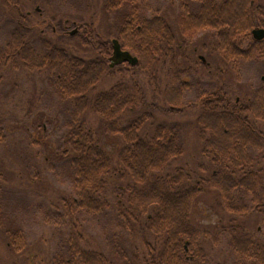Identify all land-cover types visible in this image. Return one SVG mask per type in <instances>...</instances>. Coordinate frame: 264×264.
Returning a JSON list of instances; mask_svg holds the SVG:
<instances>
[{"label":"trees","instance_id":"trees-1","mask_svg":"<svg viewBox=\"0 0 264 264\" xmlns=\"http://www.w3.org/2000/svg\"><path fill=\"white\" fill-rule=\"evenodd\" d=\"M22 1L0 0L9 12H17L9 38L0 46V68L24 64L45 68L53 76L54 88L71 108L67 133L71 151H64L63 163L76 194L63 199L64 214L73 227L79 214L99 222L106 220L115 234L109 255L101 249L83 247V235L71 233L62 238L50 264H264V237L258 235L261 230L251 234L237 223L250 213H258L264 225V131L254 123L255 118L264 120V78L245 102L222 89L200 86L195 100L183 105L184 94L192 87L183 76L190 71L177 64L175 33L168 20L157 13L148 15L152 9L149 0H112L106 4L107 12L119 17L116 38L123 49L139 59L127 69L121 64L111 66L112 41L91 40L96 55L90 59L51 41L43 50L38 49L33 35L49 22L33 23L29 13L21 12ZM181 6L178 25L182 35L191 40L202 30H213L215 50L234 68L242 61L264 57V39L257 40L252 34L254 28H264V5L259 0H182ZM81 28L87 43L92 26L83 24ZM167 60L170 86L165 90L163 112L201 108L198 123L205 144L201 153L210 160L209 167L199 165L204 171L208 169L205 175L172 167L185 150L180 125L157 124L150 135L143 131V124L154 118L148 109L158 105L149 103L138 73L154 78L157 65ZM113 73L120 74L116 83L89 99L103 77ZM86 107L104 119L109 132L123 137L118 167L86 123ZM141 111L138 117L124 122L128 113ZM7 143L5 120L0 116V225L7 215L1 198L7 178L3 166V146ZM114 174L130 179L128 197L118 191L114 200L109 198ZM212 189L219 193V203L231 223L211 230L194 224L193 217L202 192ZM5 234L16 252L26 248L22 225L8 227ZM223 234L228 236L230 263H213L203 242L210 236L218 245Z\"/></svg>","mask_w":264,"mask_h":264},{"label":"rangeland","instance_id":"rangeland-1","mask_svg":"<svg viewBox=\"0 0 264 264\" xmlns=\"http://www.w3.org/2000/svg\"><path fill=\"white\" fill-rule=\"evenodd\" d=\"M109 1L112 0H23L20 10L29 13L33 23L49 22V26L39 28L37 31L40 33L33 35V39H37L38 49L43 50L44 44L51 41L72 54L90 59L96 55L90 41H112L119 30L118 15L106 10ZM259 1L264 5V0ZM181 2L149 0L152 9L148 15L157 13L168 20L175 33L177 64L181 69L188 68L190 71L183 78L192 87L185 92L182 104L194 101L200 86L222 89L232 98L245 102L264 78V57L242 61L234 68L215 50L216 36L213 30H202L189 40L182 35L178 25V17L183 9ZM3 5L0 4V46L8 40L17 18L16 11L9 12ZM83 24L92 26L93 34L88 38L90 43L85 41L86 33L81 28ZM74 30L76 32L72 34ZM129 65L128 62L121 64L126 69ZM193 65L195 67L191 68ZM157 66L154 78L145 72L138 73L149 103L158 105L156 109H148L154 118L143 124V131L150 135L157 124L180 125L185 150L172 167H184L205 175L208 169L204 171L199 165L209 167L210 160L201 153L205 145L200 138L202 125L198 123L201 108L190 107L183 113L175 114L163 112L167 105L165 90L170 86L168 60ZM0 69L3 75L0 81V116L4 118L8 132V143L3 146V166L7 178L1 198L7 217L0 225V264H50L58 253L62 238L71 233L83 235V247L101 249L111 255L115 234L106 220L99 222L86 214H79L73 227L71 219L64 214L63 199L76 194L69 171L63 163L64 151H71L67 138L71 108L65 106L54 88L53 76L45 68L24 64H18L17 67L10 64ZM119 77V73L104 76L89 99L96 92L109 89ZM142 113H128L124 122ZM83 116L96 132L103 148L111 155L114 167H118L123 137L109 132L104 119L90 107L85 108ZM254 123L259 131H264V120L255 118ZM207 136L210 134L207 133ZM129 182V178L121 179L119 174H114L110 179L109 198L114 200L118 191L125 198L128 197L126 186ZM260 218L258 213H250L237 223L247 227L251 234L256 233L257 228L260 229L258 235L264 237V225H261ZM193 219L194 224L211 230L231 223L230 215L219 203V193L213 189L202 192ZM12 225H22L26 232L27 246L19 253L9 245L5 234V230ZM220 238V244L215 245L208 236L203 242L204 248L213 263H230L228 236L223 234ZM134 242L138 243L137 240Z\"/></svg>","mask_w":264,"mask_h":264},{"label":"water","instance_id":"water-1","mask_svg":"<svg viewBox=\"0 0 264 264\" xmlns=\"http://www.w3.org/2000/svg\"><path fill=\"white\" fill-rule=\"evenodd\" d=\"M76 31H72V34H74ZM252 34L254 38L257 40H263L264 39V28L257 27L252 30ZM112 46H113V53L110 58L111 60V66H115L118 64H122L124 62H128L131 65H136L138 63V57L132 54L129 50H125L122 48V45L120 41L117 38L112 39ZM203 61H206V59L202 56L201 57Z\"/></svg>","mask_w":264,"mask_h":264},{"label":"flooded vegetation","instance_id":"flooded-vegetation-1","mask_svg":"<svg viewBox=\"0 0 264 264\" xmlns=\"http://www.w3.org/2000/svg\"><path fill=\"white\" fill-rule=\"evenodd\" d=\"M202 57V56H201ZM125 63V62H124Z\"/></svg>","mask_w":264,"mask_h":264}]
</instances>
